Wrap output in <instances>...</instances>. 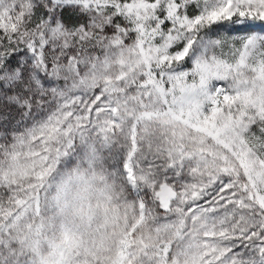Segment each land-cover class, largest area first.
I'll return each mask as SVG.
<instances>
[{
  "label": "snow or ice",
  "instance_id": "obj_1",
  "mask_svg": "<svg viewBox=\"0 0 264 264\" xmlns=\"http://www.w3.org/2000/svg\"><path fill=\"white\" fill-rule=\"evenodd\" d=\"M0 264H264V0H0Z\"/></svg>",
  "mask_w": 264,
  "mask_h": 264
}]
</instances>
